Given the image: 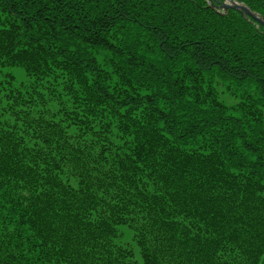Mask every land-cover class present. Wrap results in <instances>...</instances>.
Masks as SVG:
<instances>
[{"label":"trees","instance_id":"obj_1","mask_svg":"<svg viewBox=\"0 0 264 264\" xmlns=\"http://www.w3.org/2000/svg\"><path fill=\"white\" fill-rule=\"evenodd\" d=\"M66 261L264 264V25L207 0H0V264Z\"/></svg>","mask_w":264,"mask_h":264},{"label":"water","instance_id":"obj_2","mask_svg":"<svg viewBox=\"0 0 264 264\" xmlns=\"http://www.w3.org/2000/svg\"><path fill=\"white\" fill-rule=\"evenodd\" d=\"M208 1L210 2L211 5H215L214 1H216L217 2L216 6L222 9L231 8V9H236L238 11H242L244 14L250 16L253 20L264 25L263 19L256 16L248 7L244 6L243 4L231 0H208Z\"/></svg>","mask_w":264,"mask_h":264},{"label":"rangeland","instance_id":"obj_3","mask_svg":"<svg viewBox=\"0 0 264 264\" xmlns=\"http://www.w3.org/2000/svg\"><path fill=\"white\" fill-rule=\"evenodd\" d=\"M244 6H245V5H244ZM246 7H247V6H246ZM254 14H255V13H254ZM255 15L258 16L257 14H255ZM258 17H259V16H258ZM12 71H13L15 74L18 75V79H24V77H23V75L21 74L20 70H18V69H12ZM22 77H23V78H22ZM30 142H31V140H30ZM64 179H65V178H64ZM70 181H71V184H72L73 186H76V181H75V180L71 179ZM122 230H123V233H122V235L120 236L119 240H118V238H116L114 241L117 242V243H119V241H121L122 243L127 244V245L129 246V248L132 249V251H133V253H134V257H135V259L138 260V261L140 262L142 259H141V255H140L139 249L137 248V246H136L132 241L129 240V234H127L128 231L125 229V227H122ZM128 246H127V247H128ZM78 258H80V257H77V259H78ZM72 259H73V258H72ZM65 264H68V261H66Z\"/></svg>","mask_w":264,"mask_h":264}]
</instances>
